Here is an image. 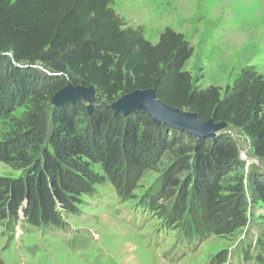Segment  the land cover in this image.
<instances>
[{"label":"trees","instance_id":"trees-1","mask_svg":"<svg viewBox=\"0 0 264 264\" xmlns=\"http://www.w3.org/2000/svg\"><path fill=\"white\" fill-rule=\"evenodd\" d=\"M192 53L184 35L169 27L155 44L141 28H124L109 0H0V118L26 106L0 139V162L21 172L0 177V220H23L40 230L62 227L97 184L111 178L118 188L175 147V161L164 173L174 201L170 218L180 220L195 208L201 221L225 230L245 225L243 209L260 204L264 221V175H250L246 189L242 178L221 186L239 167L229 135L195 142L144 112L123 116L109 107L124 93L152 88L171 107L241 129L254 154L264 156V76L243 69L232 85L197 90L183 69ZM37 62L93 85L106 102L91 113L80 102L47 113L51 97L67 83L34 73Z\"/></svg>","mask_w":264,"mask_h":264},{"label":"rangeland","instance_id":"rangeland-1","mask_svg":"<svg viewBox=\"0 0 264 264\" xmlns=\"http://www.w3.org/2000/svg\"><path fill=\"white\" fill-rule=\"evenodd\" d=\"M109 6L124 28H141L152 44L165 27L182 33L193 48L183 69L197 90L232 85L243 69L264 76V0H109ZM31 70L82 85L75 75L53 74L38 62ZM105 102L95 91L93 108ZM25 107L0 118V139L12 131ZM50 108L49 102L47 113ZM223 134L237 146L239 167L223 177L221 186L231 187L242 178L246 189L250 175H264V156L254 154L241 129L226 128ZM175 153V147L163 152L118 188L106 178L93 194L81 197L77 213L66 216L62 227L40 230L23 220H0V264H264L260 204L243 209L245 225L225 230L215 229L206 218L201 221L195 208L180 220L170 218L174 201L164 188V173ZM20 173L0 162V177ZM184 175L177 177L183 180Z\"/></svg>","mask_w":264,"mask_h":264},{"label":"water","instance_id":"water-1","mask_svg":"<svg viewBox=\"0 0 264 264\" xmlns=\"http://www.w3.org/2000/svg\"><path fill=\"white\" fill-rule=\"evenodd\" d=\"M95 88L93 85L67 84L59 89L50 100L52 107L64 104L86 101L87 112L93 109ZM113 114L127 116L138 111L151 116L155 124L163 123L181 131L192 134L196 142L204 139L214 140L225 133L226 122H215L212 119L200 120L195 112L171 107L156 97L155 91L149 89H135L120 95L110 105Z\"/></svg>","mask_w":264,"mask_h":264}]
</instances>
